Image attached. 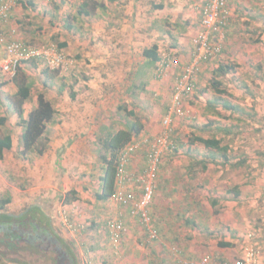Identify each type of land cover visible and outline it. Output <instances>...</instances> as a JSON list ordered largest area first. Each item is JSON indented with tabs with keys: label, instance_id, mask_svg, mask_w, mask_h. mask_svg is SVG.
Masks as SVG:
<instances>
[{
	"label": "rangeland",
	"instance_id": "obj_1",
	"mask_svg": "<svg viewBox=\"0 0 264 264\" xmlns=\"http://www.w3.org/2000/svg\"><path fill=\"white\" fill-rule=\"evenodd\" d=\"M82 1H45L43 10L49 8L48 16L38 18L40 23L34 21L33 39H23L37 47L58 45L63 41L70 43L71 49L62 51L67 58L75 60L72 72V68L53 70L45 64L38 65L40 69L37 71L30 63H27L30 72L24 73L26 64H23L13 78L0 70V118L8 117L7 123L0 125V137L11 134L15 143L14 150L5 152L0 160V199L11 198L4 212L18 215L29 206L41 207L43 213L49 214L56 232L69 247H65L67 251L61 247L59 252L52 250L43 253L28 245L25 239L18 242L21 247L17 253L4 251L0 245L1 256H5L7 264H42L43 255L45 264H57L58 257L62 264H74L73 258L76 264H131L133 258L130 253L122 255L121 259L116 255L124 242L113 244L107 230L110 220L121 218L127 226L126 234L137 236V243L147 248L148 253L153 246H158L163 256L168 252L166 255L169 259L162 257L164 262L161 257L157 256L159 262L147 253L136 255L135 258H142L134 264H147L150 257L149 264H201L207 255L222 263L236 264L245 262L251 257L250 254H253L250 264H264V0H231L229 25L220 35L221 54L203 66L194 92L185 98L187 115L172 116L174 147L165 155L150 206L151 228L159 235L157 241L150 240L148 230L139 220L115 204L112 198L108 201L96 199V193L101 189L100 177L104 174V165L99 160L98 140L125 128L127 116L117 108L131 103L137 104L134 108L147 130L145 136L153 137L152 124L156 127V135H159L163 130V119L170 112L178 70L167 71L158 78L159 63L155 67L150 66L149 60L143 57L144 47H152L153 42L145 46L138 40L140 46L132 49L134 62L131 67L123 64L121 73L114 64H110L107 70L102 71V64L94 65L88 59L91 55L86 57L85 54L94 52L101 57L107 56L102 53L107 51L110 54L107 60L111 58L116 42L115 32L107 28L104 32V28L96 26L97 23L86 27L89 30L86 31L82 26L84 21L77 13ZM90 9L95 13L93 6ZM117 15L121 19L123 14ZM66 22L72 29L66 27ZM111 22L114 24L113 18ZM141 40L145 42V39ZM82 42H87L89 46L79 50L81 45L84 46ZM170 50L168 44L159 53H170L177 57ZM187 58L188 61L190 55ZM220 64L238 66L235 72L219 78L221 88L227 91L224 95L217 94L210 86L214 71ZM82 67L87 72L84 76L91 78L88 81L80 80L77 84L82 77ZM28 83L34 84L36 94L33 103L39 94L52 100L51 104L56 110L54 120L66 118V111H61L58 106L67 108L88 102L92 106H88L87 119L98 125L93 141L56 144L58 147L53 150L52 158L47 163L55 171L47 182L29 177L35 165H41L44 156L40 157L34 152L28 153L27 159L21 156L24 141L15 109L22 103L25 110L17 92L20 85ZM142 84H146L145 90L133 88V92L139 94L134 101L132 87L141 88ZM75 88L85 93L79 100L71 98ZM223 101L229 102L238 111L222 108ZM213 104L216 109L211 108ZM30 112H24L26 118ZM207 124L213 127L204 129ZM224 127L231 131L229 135L218 131ZM195 136L224 137L223 145L230 146L228 156L232 164L245 162L237 168L224 164L217 151L206 149L199 143L191 145L190 138ZM213 156L215 162L208 164L205 170L204 160ZM133 164V172L141 170L145 165L143 152L135 155ZM39 182L43 183V187L31 190ZM46 184L48 189L44 188ZM235 187H239V197L229 193ZM71 190L78 192L79 201L67 204L66 201L72 197ZM25 197L30 198L27 204ZM213 200L217 202L215 205ZM69 225L74 229H70ZM2 237L3 234H0V240ZM219 242H229L232 246L224 248L219 246ZM70 250L71 253H67ZM155 250L152 251L157 254L158 249ZM28 252L32 255L29 256ZM113 257L118 259L113 260Z\"/></svg>",
	"mask_w": 264,
	"mask_h": 264
},
{
	"label": "crops",
	"instance_id": "obj_2",
	"mask_svg": "<svg viewBox=\"0 0 264 264\" xmlns=\"http://www.w3.org/2000/svg\"><path fill=\"white\" fill-rule=\"evenodd\" d=\"M45 1L51 2V0H19L17 2V4L13 8L10 20L4 24L2 30V33L4 34L7 41L23 39L29 41L30 39L34 38L33 33L35 32V23H40V21H38V18L42 19L43 17L41 16H48L47 12L49 11V8L46 11L43 10ZM95 1H97V4ZM86 3H88V5ZM204 3L205 0H83L81 9L77 11V13L81 15L82 21H84L82 26H85L86 28L89 27V25L94 26L97 23L96 26H99V28H104L102 30L104 32L105 28L113 29V31L115 32L114 38L116 40V42L113 44V56L111 58H108V60L107 57H109L110 54H108L107 51L102 52L103 54H107V56L103 55L99 57L94 52L85 55L86 57L91 55V57H88V59L94 65H98L99 63L102 64V66L100 67L102 71L107 70L110 64H114V67L116 69H120V72L122 73L123 64H127L130 67L132 66V63L134 61L133 57L131 58V54L133 50H136L138 40H140L141 45L145 44V46L148 42L157 44L159 50H162L161 52H163L165 46L169 44L171 48L170 51H174V55H176L177 57L171 56L170 53H163L162 55H160L161 59L165 56H171L172 58H176L180 64H184L185 62H187V57H189V55H191V52L193 51L194 39L198 31L201 29V9ZM92 6L94 7V10H96L95 13L90 9V7ZM118 8L122 10H118ZM79 11H82L83 14H80ZM87 13L89 15H87ZM116 13L123 14L121 15V19H119ZM112 18L115 21L114 24H112L111 22ZM23 19H25L24 21L26 22H24ZM86 31H89L88 28H86ZM171 31L173 32L171 33ZM141 39H145V42H142ZM97 42L103 43L100 40H97ZM153 43L151 46L154 45ZM68 44V48H70L71 44ZM82 44L84 46L81 45L79 50L81 48L89 46L87 45V42H82ZM103 47H105V45ZM145 48L149 47L147 46L144 47V49ZM190 49H192L191 52ZM3 58H5V52L2 51L0 53V63ZM37 69L39 70L40 68L37 67L36 70ZM74 69L75 68H72L70 72H72ZM23 71L24 73L26 71L30 72L31 69L28 68L26 64L24 65ZM168 71L174 72L175 69L170 68ZM81 73L82 74L80 75H82V79H78L79 81L77 84L80 83V80H86L85 77L91 78L90 76H84V74H86L87 72L83 71V67ZM76 88L72 91L74 94H76V97L73 100H79L81 96L85 94L83 91H79ZM97 94L99 95V93ZM101 94L102 92L100 91V95ZM32 100L23 101V106L25 108V110L23 111L25 112V114L29 111H32L38 104L37 101L33 103ZM49 100L50 102L52 101L51 99ZM88 106L91 107L92 104L89 105L88 102H85L81 105L74 104L72 106H68L67 108L64 105L58 106L60 107L61 111H66V118L54 120L47 125L46 135L50 139L48 151L41 159V165L36 164L34 171L29 174V177H34L37 180L41 179L47 182L48 179L51 178L52 175H54L52 174V172L54 173L55 169L50 166L51 164L47 165V163L52 158L51 154L53 150H56V148L58 147L56 144H69L70 142L74 144L93 141V137H96L97 135L96 130L98 129V125L94 121H90L87 119ZM86 120L90 122H87ZM150 127L152 129V134H154L153 136H155L157 134L155 125L152 124ZM145 132H147V130H145L140 136H145ZM22 135L23 128H21V137ZM13 145V147H15V143ZM73 147H71V149H73ZM43 176L45 177V179H43ZM42 187L43 183L39 182L38 185L31 190H38ZM44 188L48 189L47 184L44 186ZM24 200L26 201L25 204H27L29 203L30 198L25 197ZM41 209L40 211L42 212ZM136 237L137 236H134V234L123 235L122 240L119 244L124 242L125 248L124 246L122 248H119L120 255L116 252V255L119 256V259H121L127 253H130L133 258L130 260V263L134 264V262H139V260L142 258H135L136 255H146L148 253L146 250L147 248L145 249L141 247V245L139 246V244L137 243L138 239ZM155 249H158V255L155 254ZM167 253L168 252H165V256H163V251L158 246H153L148 254L152 255V257L155 258H157V256L161 257V261L164 262L162 257L169 259V257H167L166 255ZM195 253L196 252H194V255ZM207 256L212 260H216L213 256ZM225 256L229 258L226 254ZM116 259L118 258L113 257V260ZM150 259L151 257L147 261V264L151 263ZM158 261L161 262L160 260Z\"/></svg>",
	"mask_w": 264,
	"mask_h": 264
},
{
	"label": "built area",
	"instance_id": "obj_3",
	"mask_svg": "<svg viewBox=\"0 0 264 264\" xmlns=\"http://www.w3.org/2000/svg\"><path fill=\"white\" fill-rule=\"evenodd\" d=\"M18 0H0V53L5 52L1 60V70L10 77L18 75L23 64L33 60H41L50 69L64 68L70 70L75 60L67 58L58 45L37 47L23 40L7 41L2 33L4 24L11 16ZM231 0H205L201 9V29L193 42V51L189 60L180 64L176 58L163 57L158 65L157 76L160 78L170 68L178 70L173 85L169 114L163 119V130L159 135L143 136L132 141L121 153L117 169L116 190L113 201L120 208L125 209L132 217L148 230L149 239L157 240L158 234L151 228L150 206L152 204L162 163L166 153L174 147L172 139L174 133L173 115L185 117V98L190 96L197 85L198 76L203 66L209 64L221 54L220 35L228 26L230 19ZM140 152L144 153L145 165L138 172H133V159ZM68 220L65 219V223ZM70 229L73 227L69 225ZM74 229V227H73ZM110 240L118 245L127 226L121 218L110 220L107 224ZM251 257L253 254H250ZM251 257L245 262L236 264H250ZM201 264H231L222 263L206 257Z\"/></svg>",
	"mask_w": 264,
	"mask_h": 264
},
{
	"label": "trees",
	"instance_id": "obj_4",
	"mask_svg": "<svg viewBox=\"0 0 264 264\" xmlns=\"http://www.w3.org/2000/svg\"><path fill=\"white\" fill-rule=\"evenodd\" d=\"M19 1V0H18ZM88 5V3H86ZM80 14H83L82 11H79ZM87 15H89L87 13ZM229 25V24H228ZM66 27L68 29H72L71 26L66 22ZM227 28V27H226ZM55 40L57 38H54ZM30 44V43H29ZM32 45V44H31ZM58 46L61 50L67 49L69 44L68 42H58ZM159 47L157 44H154L150 48H146L143 51V57L149 60V65L155 67L160 62V53H159ZM30 65L34 68H37L38 65L44 64L41 60H33L29 62ZM236 65H229V64H220L218 68L214 71V76L211 79L210 86L211 88L219 95L227 94V91L225 89H222V82L219 78L228 75L230 73H233L236 71ZM85 81H88L89 78L85 77ZM46 86L47 83H44ZM34 84L28 83L26 85H20L18 87L17 96L23 101H29L35 98V92L33 91ZM133 88H137V90H145L146 84H142L141 88L133 86L131 90V95L136 101L138 99V92L134 91ZM76 97V94L71 92V98L74 99ZM137 97V98H136ZM38 107L35 108L30 112L28 115V118L24 117V111L23 107L21 106L22 103L19 104L17 109H15L16 114L18 115V125L23 128V135L22 140L24 141V149L21 151V156H23L24 159H27L28 153H36L38 156L42 157L45 155V153L48 151L50 139L46 135V128L47 124L54 121V116L56 114V111L54 110L51 102L47 100L43 94L38 95L37 99ZM134 106L137 107L136 103H131L130 105H119L118 110L119 112H124L127 116L126 121L124 123V129L118 130L113 133H108L106 136H103L99 138L98 144L100 145V152H99V160L104 165V174L100 177V192L96 193V199L99 201H108L112 198L115 190H116V177H117V169L120 161V155L122 151L134 140L138 139L140 135L145 130V125L142 122V120L137 116ZM216 105H212V109H216ZM222 108H225L230 111H238L235 106H232L229 104V102L223 101ZM219 115L223 116L222 113ZM8 121V117L4 116L0 118V125L6 124ZM213 125L207 124L204 126V129L212 128ZM219 132H222L225 135H229L231 131H229L226 127L219 128ZM173 139V137H172ZM224 137L223 138H216V136H213L212 138H203L200 136H195L190 138V144L194 145L195 143H199L205 146L206 149H209L211 151H217L221 154V158L224 161V164L231 166V167H239L242 163L245 162H237L236 164H232V160L229 158L228 154L230 151L229 145H223ZM14 139L11 134H6L3 137H0V160L4 158L5 151H11L13 150ZM23 145V144H22ZM215 157H211V159L204 160V169H207L208 164L215 162ZM209 160V161H208ZM206 161V162H205ZM192 167V165H191ZM192 171V170H191ZM229 193H234L235 197H239L240 191L239 187H235L233 190L229 191ZM70 194L72 197L66 201L67 204L73 203L75 201L79 200L78 192L76 190H71ZM11 203L10 197H5L0 199V225L7 224V221L9 223H12L14 219H21L15 217V215H10L4 212V209L6 205ZM213 205H215L217 202L213 200ZM39 208H33L30 211H27L29 215L33 216V213L39 212ZM25 214L28 216V214ZM41 220L49 222V214H46V212H41ZM22 220V219H21ZM49 224V223H48ZM44 229V228H43ZM11 232V231H10ZM11 235L12 234H7ZM19 238L20 236L15 235L13 238ZM37 239V238H36ZM28 241H31L32 239L27 238ZM38 240V239H37ZM60 244L57 246V248L63 247H69L66 245V241L60 240ZM0 244H3V239L0 240ZM15 244H10V247ZM219 246L227 248L231 247L232 244L229 242H219ZM9 247V248H10ZM67 251V250H66ZM71 253V250L70 252ZM5 256H1L0 254V262L3 264H7L6 260L4 258ZM57 264H62L60 259H58Z\"/></svg>",
	"mask_w": 264,
	"mask_h": 264
},
{
	"label": "flooded vegetation",
	"instance_id": "obj_5",
	"mask_svg": "<svg viewBox=\"0 0 264 264\" xmlns=\"http://www.w3.org/2000/svg\"><path fill=\"white\" fill-rule=\"evenodd\" d=\"M33 208H36V206H29L28 209L24 211L23 213L15 215V217L21 218L22 220L14 219L12 223H9L7 221V224L0 225V234H3V237H2L3 244H0V245L4 251L9 250V251L17 253V251L21 247L18 242L24 241L26 239V241L28 242V245L32 246L33 248L39 249L43 253H47L52 250L53 251L56 250L57 252H59L61 248L60 247L57 248V246L60 244L59 242L62 237L59 235L58 232H56L55 228L53 227L54 224L51 222V219L49 222H47V221H44V218H43V222H42L40 218L41 211L33 213L34 217L29 215V213H27V211H30ZM26 213L28 214V216L25 215ZM10 215H13V214H10ZM7 234H12V236L7 235ZM15 235H18L20 237L13 238V236ZM27 238H30L32 240L28 241ZM11 243L15 244L12 246V248L10 247ZM62 254L65 256L64 252ZM28 255L31 256L32 253L28 252ZM44 257H45L44 255L41 256L42 264H45V262L43 263ZM58 259L56 260V262H58ZM52 263L53 262H48V264H52ZM73 263L76 264L74 258H73Z\"/></svg>",
	"mask_w": 264,
	"mask_h": 264
}]
</instances>
